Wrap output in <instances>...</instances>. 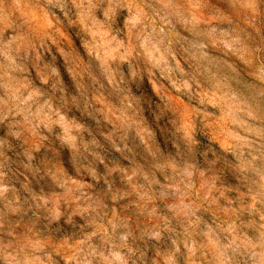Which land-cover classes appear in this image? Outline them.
<instances>
[{"label": "clouds", "instance_id": "9594fccd", "mask_svg": "<svg viewBox=\"0 0 264 264\" xmlns=\"http://www.w3.org/2000/svg\"><path fill=\"white\" fill-rule=\"evenodd\" d=\"M0 264H264V0H0Z\"/></svg>", "mask_w": 264, "mask_h": 264}]
</instances>
